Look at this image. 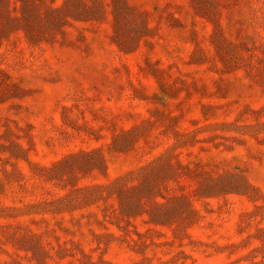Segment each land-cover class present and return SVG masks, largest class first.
Instances as JSON below:
<instances>
[{
    "label": "rangeland",
    "instance_id": "rangeland-1",
    "mask_svg": "<svg viewBox=\"0 0 264 264\" xmlns=\"http://www.w3.org/2000/svg\"><path fill=\"white\" fill-rule=\"evenodd\" d=\"M0 264H264V0H0Z\"/></svg>",
    "mask_w": 264,
    "mask_h": 264
}]
</instances>
